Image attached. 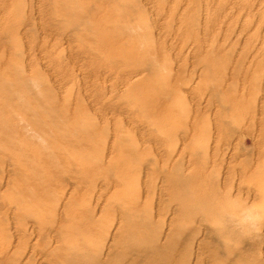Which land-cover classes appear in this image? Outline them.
<instances>
[{
    "label": "rangeland",
    "instance_id": "374dc122",
    "mask_svg": "<svg viewBox=\"0 0 264 264\" xmlns=\"http://www.w3.org/2000/svg\"><path fill=\"white\" fill-rule=\"evenodd\" d=\"M0 264H264V0H0Z\"/></svg>",
    "mask_w": 264,
    "mask_h": 264
},
{
    "label": "bare ground",
    "instance_id": "6f19581e",
    "mask_svg": "<svg viewBox=\"0 0 264 264\" xmlns=\"http://www.w3.org/2000/svg\"><path fill=\"white\" fill-rule=\"evenodd\" d=\"M105 1V0H104ZM63 2V1H62ZM97 43V42H96ZM136 52V51H135ZM169 99V98H168ZM143 121V120H142ZM127 155V154H126ZM178 168H179V166H178ZM178 174V173H177ZM210 202V201H209ZM221 205V204H220ZM207 207V206H206ZM136 214V213H135ZM147 221V220H146ZM140 231V230H139ZM150 232V231H149ZM169 253V252H168Z\"/></svg>",
    "mask_w": 264,
    "mask_h": 264
}]
</instances>
